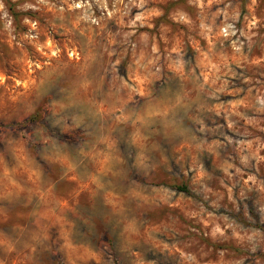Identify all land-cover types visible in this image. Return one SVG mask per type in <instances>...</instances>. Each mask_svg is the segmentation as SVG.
Returning a JSON list of instances; mask_svg holds the SVG:
<instances>
[{"label":"clouds","instance_id":"9594fccd","mask_svg":"<svg viewBox=\"0 0 264 264\" xmlns=\"http://www.w3.org/2000/svg\"><path fill=\"white\" fill-rule=\"evenodd\" d=\"M0 264H264V0H0Z\"/></svg>","mask_w":264,"mask_h":264}]
</instances>
